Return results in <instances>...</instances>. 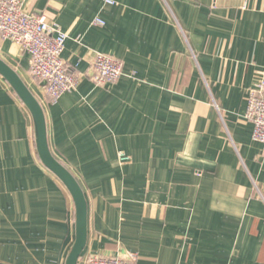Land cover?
I'll return each mask as SVG.
<instances>
[{
    "label": "crops",
    "instance_id": "crops-1",
    "mask_svg": "<svg viewBox=\"0 0 264 264\" xmlns=\"http://www.w3.org/2000/svg\"><path fill=\"white\" fill-rule=\"evenodd\" d=\"M25 8L65 32L63 60L81 78L53 101L30 55L0 38V57L44 109L52 153L85 192L78 264L95 254L264 264V145L246 116L249 92L264 80V0H25ZM97 53L123 62L118 81H93ZM75 239L71 193L41 161L33 116L0 74V264H66Z\"/></svg>",
    "mask_w": 264,
    "mask_h": 264
},
{
    "label": "built area",
    "instance_id": "built-area-1",
    "mask_svg": "<svg viewBox=\"0 0 264 264\" xmlns=\"http://www.w3.org/2000/svg\"><path fill=\"white\" fill-rule=\"evenodd\" d=\"M114 4L115 0H103ZM246 3L247 0H241ZM95 23L104 24L100 18ZM0 38L19 44L30 55V70L35 78L46 82L53 101L63 94L77 90L81 78L71 72L63 60L67 35L56 23H49L45 15L27 12L25 0H0ZM93 81L98 85L114 83L123 74V62L111 55L97 53L93 63ZM247 118L254 124L253 138L264 145V80L249 92ZM120 159H130L120 153ZM136 255L128 257L95 254L87 264H136Z\"/></svg>",
    "mask_w": 264,
    "mask_h": 264
},
{
    "label": "water",
    "instance_id": "water-1",
    "mask_svg": "<svg viewBox=\"0 0 264 264\" xmlns=\"http://www.w3.org/2000/svg\"><path fill=\"white\" fill-rule=\"evenodd\" d=\"M0 74L12 86L33 116L36 145L41 161L65 184L74 200L76 207V239L67 257L66 264H78L88 240V205L85 192L75 175L54 156L50 149L46 116L41 103L18 72L1 57Z\"/></svg>",
    "mask_w": 264,
    "mask_h": 264
}]
</instances>
